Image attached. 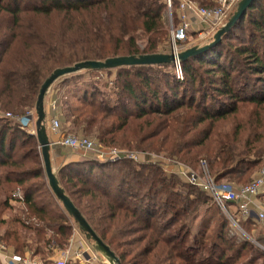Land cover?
<instances>
[{
	"label": "trees",
	"instance_id": "trees-1",
	"mask_svg": "<svg viewBox=\"0 0 264 264\" xmlns=\"http://www.w3.org/2000/svg\"><path fill=\"white\" fill-rule=\"evenodd\" d=\"M167 6V0H0V243L18 256L65 248L74 226L48 185L37 137L17 119L36 109L40 88L56 69L172 53ZM237 30H247L249 42L233 48ZM174 66L114 69L116 97L100 102L99 74L114 70H87L92 78L81 96L73 92L62 101L65 86L55 94L66 131L105 146L166 152L194 168L204 159L217 182L251 183L264 156V0H255L217 45L182 62L183 81ZM239 104L252 107L249 123L219 130L241 112ZM98 162L65 163L58 181L121 264H237L253 248L229 238L224 220L211 229L214 216L193 232L198 200L179 178L128 160ZM259 198L264 204V194Z\"/></svg>",
	"mask_w": 264,
	"mask_h": 264
},
{
	"label": "rangeland",
	"instance_id": "rangeland-1",
	"mask_svg": "<svg viewBox=\"0 0 264 264\" xmlns=\"http://www.w3.org/2000/svg\"><path fill=\"white\" fill-rule=\"evenodd\" d=\"M180 1L181 0H178L176 5L173 4L172 13H170L168 6H167V10L164 12L163 21H164L165 27L170 32V36H172V28L177 29L180 25V22H179L180 20H178V14H179L178 12L180 11ZM184 1H189L192 4H196L197 8L199 9L203 8L196 1H193V0H184ZM236 7L235 9L230 11L226 15V17L222 19V21L217 25L213 24L210 21H204L200 16H198L194 12H188L187 19L190 22L191 26H189L184 40L177 42L176 47L178 49V52L187 50L195 46H204V45L209 44L213 40L214 34L228 22L231 15L235 12ZM237 32L240 36V39L232 40L233 45H234L233 48H235L236 46H239L240 44H242V42L244 43L249 42L248 41L249 39L247 38V30H244L242 32L237 30ZM171 40L172 38L170 39L169 43H170L171 49H173L174 47H173V43ZM261 42L262 41L259 39L257 43H261ZM141 44L143 45V42ZM261 48H262V45L260 49ZM203 70H204V67L199 69L200 72H202ZM174 73L176 74V77H179L180 80L183 81V70L181 67V63H180L179 68H177L175 64ZM77 74H80V73H77ZM115 76H116L115 70L113 71L111 76L107 74H99V88L101 90V92L99 91V102L101 100H104L105 98H110V97L115 98L116 97L114 89H113V87L115 86L113 84ZM65 78H62L58 80L57 82H55L50 88V90L47 92L46 98H48L51 95L52 96L51 101H49L48 103L49 99H46V98L44 101L45 112H46V123L47 121H49V123L52 125V122L54 120L59 121L60 126L58 128V131L54 132L57 135V140L60 141L61 139L67 138L69 136L76 137V138H87L91 140L92 142H95L96 145H98L100 149L103 151L114 149L122 153L124 157L121 160H126V161L128 160V161H131L137 164L140 163V165H148V167L152 166L153 169L161 170L162 174L165 176H168L170 178L171 177L179 178L180 181L191 185L195 191L191 193L190 195L191 199L196 198L198 200L196 201L195 204H193V208L197 207V209L193 210V212H195V216L193 217L192 220H190V224L193 229V232L197 230L200 223L202 222V219L205 216L208 218L211 216L215 217V218H212V222L210 226L211 229H214V227L217 226L216 224L218 222L224 220L227 224H229V229L227 230V234L229 238H234L233 240L237 241V243H241L243 241L248 242L252 244L251 246L253 247L252 249H248V252L244 254L243 258L239 262H237V264H248L252 256L256 258V261H255L256 264H264V226L258 223L254 219V217L246 219L243 216L239 215L236 211V208L234 207L231 208V212L233 213V215L231 216L224 215V213L221 212L219 208L217 207L214 196L212 192L210 191L211 189L210 184H208L209 183L208 179H209V180H212L213 183L216 186H218V188L223 187L229 190L240 192L242 188L252 185L253 182L264 171V156L262 157L263 163L257 166L255 169H253L254 171L251 174L252 178L250 180L251 183L246 182V183L237 185V184L229 183L226 180L222 182H217L215 177L211 175L208 164L206 160L204 159L200 160L199 162L200 164L198 168H194L188 164L180 162L179 160H177L178 159L177 157H172L166 152L156 153V151L130 150V149H122L116 146H105L103 144H100L96 139H94L92 135L90 136V135H85L82 133H69L66 131L68 128L67 126L63 124V121L61 119L62 115H60L59 110L57 108V104L55 101V94L59 93L62 86H65L64 90L60 94V96L62 97L61 99L62 101L64 97H66V95L68 94L72 95L73 92L81 96L82 91H83L82 88L86 84L90 83L88 82V80H90V78L92 77L88 75V72L83 71L82 76L75 77V79L70 81L68 85H63L61 81ZM105 85L107 86L105 87ZM257 86H259V83H257ZM248 91L250 92V90ZM220 100L228 101L223 97H221ZM216 101L218 100L212 101L213 107L215 103L217 104ZM71 102L74 105L78 104L77 100L73 98H71ZM46 104H47V107H46ZM240 111L241 112L236 113L235 115L231 116L229 119L222 121L220 124H218V129L228 132L232 127L236 128L239 125L246 126L249 123V120L251 119V116H252V112H253L252 107L251 106L244 107V105H240ZM2 114L3 112H1L0 110V115ZM31 117L32 119H30ZM17 120H19V122H21L22 124H24V126L27 127V131L29 133L34 134L36 136V128H35V122L37 120L36 110L29 112L27 116L21 119L19 117ZM32 145H33V142L29 144V146H32ZM29 146L27 148H29ZM38 150L40 151V159L42 160V154H41L42 152H41L40 146ZM62 155L65 156V159H63L64 156ZM55 157H60L62 159V162H59V163L54 160L55 168L52 167L57 179H58V170H59L58 167L67 163L68 158H72V160H75L73 162H81L82 160H86V159L90 161L95 160V158L91 154L89 155V154H86L85 152L78 151V150H70L61 145L51 146L50 158H51L52 164H53L52 158H55ZM252 162L255 163V160L254 161L252 160ZM98 163L102 164L104 162L99 160ZM205 171L207 172L208 176H206ZM192 175H195L197 178L194 184H192L193 183L192 177H191ZM183 188L184 187H182V189ZM262 191L263 192L259 196H262L264 194V189ZM184 194H186V192ZM259 196L257 198V201L264 208V204L262 203L263 199H260ZM200 200H205L206 203H203ZM71 222H72V225L74 226V230H73L74 233L76 230L78 234L82 238L87 240V242H89L94 248V242L86 238L85 234L80 230L79 226L74 222V220H71ZM73 235L74 234L72 233L71 237H73ZM52 248L64 249V248H61V246L58 244L52 246Z\"/></svg>",
	"mask_w": 264,
	"mask_h": 264
},
{
	"label": "water",
	"instance_id": "water-1",
	"mask_svg": "<svg viewBox=\"0 0 264 264\" xmlns=\"http://www.w3.org/2000/svg\"><path fill=\"white\" fill-rule=\"evenodd\" d=\"M254 1L255 0H240L235 12L231 15L228 22L214 34L213 40L207 45L195 46L181 52L173 51L170 54L119 56L108 58L104 61L80 62L74 66L54 70L52 74L43 82L36 103L35 110L37 114V120L35 122V128L36 137L42 152L41 154L44 164V171L47 177L48 185L57 200L62 203L69 216H71L74 222L79 226L80 230L85 234L86 238L94 242L95 250L108 258L112 264H121V262L116 254L109 248V246H107L95 233L81 212L77 209L71 199L65 194V191L60 186L59 181L53 171L50 158L52 143L47 133L46 112L44 105L47 92L58 80L87 70L100 71L114 70L122 67L175 64L176 62L182 63L191 57L198 56L206 52L211 47L217 45L222 40V37L245 16L247 10ZM30 119H32V117Z\"/></svg>",
	"mask_w": 264,
	"mask_h": 264
},
{
	"label": "built area",
	"instance_id": "built-area-1",
	"mask_svg": "<svg viewBox=\"0 0 264 264\" xmlns=\"http://www.w3.org/2000/svg\"><path fill=\"white\" fill-rule=\"evenodd\" d=\"M212 7H203L201 9L197 8L196 4H192L189 1H180V11L178 12V20H180V25L177 29L172 28V43L173 51L178 52L177 42L184 40L190 22L187 19L188 12H194L200 16L204 21H210L213 24H219L226 15L235 9L240 0H212ZM168 8L170 13H172V0H168ZM176 67H180V63L176 62ZM179 78V77H178ZM180 79V78H179ZM7 117H10L7 114ZM24 120V119H22ZM60 124L58 120H54L51 125L53 132H57ZM52 145H61L70 150H78L85 152L86 154H91L95 160H100L103 162H116L123 159L122 153L117 150H101L95 142L87 138H76L69 136L67 138L56 140ZM206 176H208L205 171ZM192 184L196 181V176L192 175ZM210 191L212 192L214 199L216 201L217 207L221 212L226 216H231V208H236V211L239 215L248 219L254 217V219L264 226V208L258 203L257 198L263 192L264 189V171L260 176L253 182L252 185L246 186L241 189L240 192L234 190H229L223 187L216 186L212 180H209ZM18 198H21V193L16 192L15 194ZM52 252L45 259L44 262H38L28 257L14 256L13 260L15 264H66L67 260L63 257L61 258L59 249L52 248Z\"/></svg>",
	"mask_w": 264,
	"mask_h": 264
},
{
	"label": "crops",
	"instance_id": "crops-1",
	"mask_svg": "<svg viewBox=\"0 0 264 264\" xmlns=\"http://www.w3.org/2000/svg\"><path fill=\"white\" fill-rule=\"evenodd\" d=\"M51 98H52L51 95L48 98H46V99H49L48 103L49 101H51ZM46 107H47V104H46ZM46 127H47V133H48L51 143L55 142L57 140V135L51 129V124L49 123V121H47ZM63 159H65V156ZM54 160L58 163L62 162V159L60 157L52 158L53 168H55ZM71 161L73 162L75 160H72V158L67 159V163H70ZM18 205L20 204H16V206ZM4 218L6 219L9 218V215H6ZM4 229H7L6 225L3 226L2 230ZM73 234H74L73 237H71V239L69 240V243H68L69 246L67 245L64 249H59L61 258L64 257L67 260L66 264H112L108 258H106L102 254L97 252L93 248V246L89 242H87V240L82 238L76 230H75V233L73 231ZM52 250L53 249L50 248L44 256L37 255V254L33 255V254L28 253L22 257H28L38 262H44L45 259L50 255ZM16 255L17 254H15L12 248H10L9 246L3 243H0V264H15L13 257Z\"/></svg>",
	"mask_w": 264,
	"mask_h": 264
}]
</instances>
